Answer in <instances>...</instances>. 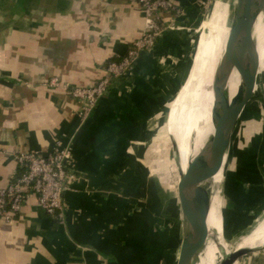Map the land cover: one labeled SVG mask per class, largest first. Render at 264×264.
<instances>
[{"label":"crops","instance_id":"0c3cea01","mask_svg":"<svg viewBox=\"0 0 264 264\" xmlns=\"http://www.w3.org/2000/svg\"><path fill=\"white\" fill-rule=\"evenodd\" d=\"M170 1L183 14H162L164 29L151 49L138 54L133 74L114 79L81 122L79 104L62 87L98 82L106 64L140 36L143 8L136 0H0V187L17 171L11 152L47 155L56 140L70 149L75 176L57 222L33 196L11 221L0 219V264H133L139 229L144 242L148 230L178 237L176 221L155 215L144 160L154 130L165 124L183 89L208 13L206 0ZM259 131L245 171L258 181L241 186L262 195L250 212L254 221L264 214L255 216L264 205V123ZM234 264H264V251Z\"/></svg>","mask_w":264,"mask_h":264},{"label":"water","instance_id":"95a60500","mask_svg":"<svg viewBox=\"0 0 264 264\" xmlns=\"http://www.w3.org/2000/svg\"><path fill=\"white\" fill-rule=\"evenodd\" d=\"M224 1L227 4L228 31L225 36L224 62L213 81L214 112L211 130L207 131L204 142L191 154L185 168H180L176 183L175 197L180 229L174 264H197L209 240L218 246V232L208 227L207 217L215 192L219 189L221 198L225 195L231 143L255 90L259 68L257 26L264 17V0ZM234 72L238 74L240 82L231 95L229 83ZM169 140L173 151L177 152L176 142L172 137ZM218 174H221L222 180L216 186L214 179ZM220 219L223 228L222 209ZM263 219L264 215L236 239H245ZM212 236L214 239H211ZM263 250L264 246L237 247L220 264H234L242 256Z\"/></svg>","mask_w":264,"mask_h":264},{"label":"built area","instance_id":"2783aa9c","mask_svg":"<svg viewBox=\"0 0 264 264\" xmlns=\"http://www.w3.org/2000/svg\"><path fill=\"white\" fill-rule=\"evenodd\" d=\"M144 11V25L140 36L132 42L124 56L110 61L104 67L103 77L93 86L80 88L64 85L65 92L79 104L78 117L84 122L92 113L98 100L105 95L112 81L130 77L135 61L141 51L151 49L160 37L164 27L161 16L171 12L174 16L183 14V10L170 0H136ZM211 0L204 3L205 9ZM49 85H57L51 80ZM17 166V171L6 186L0 187V219L11 221L33 196L39 206L54 220L61 219L64 194L72 189L75 179L69 169L70 149L60 140H56L50 154L36 151H13L10 153Z\"/></svg>","mask_w":264,"mask_h":264},{"label":"bare ground","instance_id":"6f19581e","mask_svg":"<svg viewBox=\"0 0 264 264\" xmlns=\"http://www.w3.org/2000/svg\"><path fill=\"white\" fill-rule=\"evenodd\" d=\"M225 6L224 0L223 2L222 0H214L212 2V11L207 21L203 23V30L200 35V52H198V56H195L192 62L183 91L170 104L165 125L156 133L154 142L152 141L153 144L151 143L152 146L148 147L146 159L148 157L151 158L154 154V146L160 144V142L164 143L169 136L176 142L177 150L183 153L181 168L184 169L191 154L204 142L207 131L209 130L210 132L214 112L213 81L224 62L225 36L228 31V15L224 14ZM257 34L259 45L257 51L258 66L260 65L259 68H264V17L259 26H257ZM239 82L240 78L234 72L229 83V93L231 95L234 94ZM190 134L195 135L192 143H189ZM191 146H193V149H191ZM145 161L148 162L147 160ZM221 180V174H218L214 179V185H220ZM221 201L222 198L218 189L213 195L207 217L208 227L217 231L220 239L222 226L218 213L220 212ZM218 243L220 249L215 250L214 244L208 242L197 264H220L229 252L225 247L224 241H219ZM253 246H264V222L245 241H242L238 248Z\"/></svg>","mask_w":264,"mask_h":264},{"label":"rangeland","instance_id":"374dc122","mask_svg":"<svg viewBox=\"0 0 264 264\" xmlns=\"http://www.w3.org/2000/svg\"><path fill=\"white\" fill-rule=\"evenodd\" d=\"M212 2H214V0H211V4H208L207 9H205L206 11L205 13H208V15L206 16L204 21H207L210 12L212 11ZM226 10H227V4L224 9L225 15L227 14ZM203 23L201 25V29L199 32L200 33L199 41H200L201 32L203 30ZM199 41L197 44V48L193 60L195 59V56H198V52H200ZM182 91L183 89H180L177 95H179ZM263 123H264V68H259L257 72V84L255 88V95L253 97L251 109L247 114L243 123L240 122V124L236 128L231 143L232 153L228 165L227 174L229 175V184H231L232 187L236 186L234 183L235 180L234 178L237 175L241 176L243 172L247 171V168H249V162H248L249 156L251 157V154L254 153L253 150H256L258 146V138L261 133L259 131V126H262ZM160 125H158L154 130L155 133L165 124H163V126ZM194 134H190L189 143H192V141L195 139ZM152 141L154 142V139ZM153 142L150 143L153 144ZM152 144H149L148 147L150 148ZM154 147H155L153 150L154 154L151 156V158L149 157L147 159L145 158V160H147L148 162L144 160V164L147 166L146 179L149 181L151 180L152 183L154 184L153 191L156 197L155 201L157 203V206H155L156 210H154V212L156 217L159 218V221L160 220L162 221L163 218H165L168 220V222L176 221V224L177 223L179 224L178 212H175L174 209L176 205L175 189L180 173L183 153L178 150L177 152L173 151L169 140V136L164 143L160 142V144H156ZM191 149H193V146H191ZM226 181H227V175H226L225 185H226ZM148 195L149 193L148 190L146 189V192L144 193L143 196L147 197ZM219 208L220 210L221 209L223 210V228H222L221 239L217 237L218 240L217 244L219 245L218 243L219 241H224L227 251L230 252L236 249L239 246V244L242 242L241 240L236 239L237 236L239 235L236 232L241 231V229H243L241 228L243 227V225H238L237 227L235 226L239 223V221L243 219L242 216L243 213L244 215L245 214L249 215V212H251V208H249L248 204L241 205L240 202L238 201V196L234 197L231 192V189L226 190V195H224V197L222 198ZM263 210H264V205H262L261 210H259L258 213L255 214V216L258 214L261 215ZM218 214L220 218V212ZM162 225L163 224L160 223V228L162 227ZM235 229L237 230L235 231ZM178 238H179V233H178ZM211 239H214V236H212ZM246 239H244L243 241H245ZM210 242L212 243L213 241L210 240ZM214 247L216 246L214 245ZM219 249H220L219 246L215 248V250H219ZM251 253H255V251Z\"/></svg>","mask_w":264,"mask_h":264},{"label":"trees","instance_id":"16d2710c","mask_svg":"<svg viewBox=\"0 0 264 264\" xmlns=\"http://www.w3.org/2000/svg\"><path fill=\"white\" fill-rule=\"evenodd\" d=\"M241 176L237 175L234 179V183L236 186L232 187L231 184H229V177L227 174V181L225 185V195L226 190L231 189V192L234 197L238 196V201L241 205L248 204L249 208H251V211L254 209L255 205L259 204V202L262 199V195L256 194V196H253L251 191L247 192V190H243L241 188V184H243L244 181L257 180L256 173H245ZM258 181V180H257ZM240 184V186H239ZM229 187V188H228ZM253 192V191H252ZM258 192V191H256ZM250 193V194H249ZM240 198V200H239ZM175 212L177 211V206L175 205ZM257 209V208H256ZM248 213V212H247ZM253 214L244 215L243 213V219L239 221L238 225H243V229L241 231H237L236 233L241 234L246 231V229L251 226L255 221L252 218ZM249 218V219H247ZM58 220H55L57 222ZM151 229V228H150ZM237 229H235L236 231ZM147 231V230H145ZM141 233H144L143 229H139L135 235H133V264H162L161 260H163V264H174L175 262V254L178 246V240L179 238H175L172 232L171 236H168V238H165V233L162 232H155L151 233V230H148L146 233L147 235L143 239H141ZM237 234V235H238ZM147 260V263H144V261Z\"/></svg>","mask_w":264,"mask_h":264}]
</instances>
